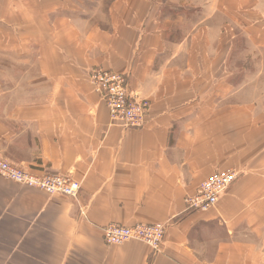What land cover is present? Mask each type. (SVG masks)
I'll return each mask as SVG.
<instances>
[{"label": "crops", "instance_id": "0c3cea01", "mask_svg": "<svg viewBox=\"0 0 264 264\" xmlns=\"http://www.w3.org/2000/svg\"><path fill=\"white\" fill-rule=\"evenodd\" d=\"M239 42L257 73L236 76ZM94 72L124 75L148 100L142 128L110 123ZM253 82L264 0H0V157L80 184L75 198L48 196L0 176V264H264ZM226 170L238 178L214 208L188 211L185 198ZM156 223L158 252L104 243L109 224Z\"/></svg>", "mask_w": 264, "mask_h": 264}, {"label": "built area", "instance_id": "2783aa9c", "mask_svg": "<svg viewBox=\"0 0 264 264\" xmlns=\"http://www.w3.org/2000/svg\"><path fill=\"white\" fill-rule=\"evenodd\" d=\"M90 83L94 93L104 103L112 125L123 129H140L145 125L150 103L129 92L124 75L94 72L90 75ZM0 176L48 196L75 198L80 189V184L69 175L36 174L2 157ZM237 178L238 173L235 170H226L209 176L201 182L193 196L185 198L187 210L202 213L210 211ZM166 232L167 226L162 223L137 224L130 227L109 224L103 229V240L111 247L138 242L158 252L163 246Z\"/></svg>", "mask_w": 264, "mask_h": 264}, {"label": "rangeland", "instance_id": "374dc122", "mask_svg": "<svg viewBox=\"0 0 264 264\" xmlns=\"http://www.w3.org/2000/svg\"><path fill=\"white\" fill-rule=\"evenodd\" d=\"M237 45H238L237 46L238 50L236 52V57H235L236 76L241 77L245 73L244 71H246L245 74H248L249 72L251 74L257 73L256 72L257 68L255 69L252 66L249 67L248 65L247 66L244 65L243 56H242V48H243L242 43L239 42ZM236 85H243V84L239 83ZM246 86H247V88L249 86L248 90H246V91H247V94H249L251 97L256 96L257 94H259L260 91L264 90V82H260V83L259 82H253L250 84L247 83ZM241 94L242 93L237 95L235 102H244L245 100H247L246 97H244L245 95L243 96Z\"/></svg>", "mask_w": 264, "mask_h": 264}]
</instances>
